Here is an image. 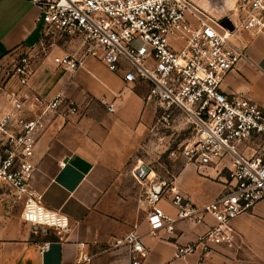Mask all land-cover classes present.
I'll return each instance as SVG.
<instances>
[{"label":"built area","instance_id":"1","mask_svg":"<svg viewBox=\"0 0 264 264\" xmlns=\"http://www.w3.org/2000/svg\"><path fill=\"white\" fill-rule=\"evenodd\" d=\"M33 1L42 11L45 39H71L81 47L78 53L56 56L57 65L77 72L94 58L128 83L145 81L162 124L171 126L182 112L194 129L182 158L201 167L231 158L225 188L209 203L196 204L166 181L152 180L144 197L151 233L172 234L180 221L205 225L197 239L177 247L176 258L196 253L205 257L218 245H233L235 220L264 199V108L248 97L226 94L222 84L247 58L234 37L242 31L264 34V0H240L233 15L226 17L213 15L194 0ZM226 19L230 26L224 24ZM33 73L32 56L19 55L12 69L18 84L8 96L11 108L0 112V186L23 201L26 222L67 233L68 215L48 208L32 188L33 158L40 136L59 109L66 106L77 114L79 105L63 92L48 100L26 91ZM109 110L114 111V105ZM253 140L259 141L258 147L246 145ZM138 177L145 181L150 175ZM169 196L175 217L161 206ZM208 218L214 222L208 223ZM122 245L131 247L133 264L138 255L147 254L138 230L111 243ZM51 246V241L38 244L39 253ZM90 260L91 255L82 253L75 264Z\"/></svg>","mask_w":264,"mask_h":264},{"label":"crops","instance_id":"2","mask_svg":"<svg viewBox=\"0 0 264 264\" xmlns=\"http://www.w3.org/2000/svg\"><path fill=\"white\" fill-rule=\"evenodd\" d=\"M44 39L42 11L33 0H0V112L11 108L8 96L18 84L12 69L23 53L32 56L34 69L26 91L48 100L63 92L79 105L77 114L66 106L59 109L33 158V190L48 208L68 215L71 229L45 231L22 218L23 207L0 204V264H75L82 253L91 255L90 264H133L129 245L111 246L133 230L142 235L147 251L138 255L137 264H264V199L235 220L233 245H218L205 257H175L177 247L197 239L205 225L180 221L172 234L151 233L144 197L156 172L144 181L127 171L131 166L137 174L140 165H149L141 153L155 147L152 134L160 113L148 99L149 85L128 83L94 58L72 72L54 59L80 52V45L66 39L45 48ZM234 41L246 49L247 58L226 75L222 89L264 108V34L242 31ZM246 145L258 147L259 141ZM230 166V157L202 167L185 161L174 175L159 179L205 204L223 192ZM161 206L176 216L170 196ZM45 241L52 242L51 249L40 254L38 244Z\"/></svg>","mask_w":264,"mask_h":264},{"label":"rangeland","instance_id":"3","mask_svg":"<svg viewBox=\"0 0 264 264\" xmlns=\"http://www.w3.org/2000/svg\"><path fill=\"white\" fill-rule=\"evenodd\" d=\"M200 7L205 8L217 17L232 16L233 10L239 7L240 0H194ZM66 39L54 41L53 39H44V47H50L57 42L60 44ZM160 113V111H159ZM179 119L172 121L171 126H165L162 122L157 121L152 137L154 142L153 149L142 151L145 156L144 162H148L149 166L156 172V177H170L186 161L181 156V152L187 146L194 136V129L191 124L187 123L182 112H178ZM160 115V114H159ZM156 144V145H155ZM127 171L136 174L133 167H128ZM11 202L15 208L23 207V201L17 199L13 191L7 186H0V204Z\"/></svg>","mask_w":264,"mask_h":264},{"label":"water","instance_id":"4","mask_svg":"<svg viewBox=\"0 0 264 264\" xmlns=\"http://www.w3.org/2000/svg\"><path fill=\"white\" fill-rule=\"evenodd\" d=\"M224 24L230 26L231 22L229 19H226L224 20ZM151 171H152V168L149 165L143 163L142 165H140L137 171V175L140 176L141 174H143V178H146L150 174Z\"/></svg>","mask_w":264,"mask_h":264}]
</instances>
